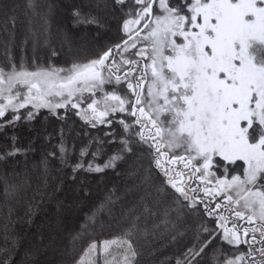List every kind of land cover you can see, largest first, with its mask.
Here are the masks:
<instances>
[{"label":"snow or ice","instance_id":"6c2138e0","mask_svg":"<svg viewBox=\"0 0 264 264\" xmlns=\"http://www.w3.org/2000/svg\"><path fill=\"white\" fill-rule=\"evenodd\" d=\"M26 7L35 13L33 0ZM65 8L74 26H95L94 43L81 47L65 32L60 51L53 47L46 61L27 65L5 46L0 163L34 150V141L18 142L25 123L76 118L103 135L69 165L61 128L56 150L41 162L44 173L49 158L69 165L73 179L125 169L140 196L129 206L113 190L85 213L70 258L66 250L61 258L33 259L58 252L55 229L34 233L26 264H146L144 249L169 238L174 264H264V0H69ZM15 12L14 3L0 0L5 32L9 23L15 28ZM50 13L51 5L40 13L46 26ZM65 46L72 60L56 67ZM2 182L5 203L16 200L23 185L6 176ZM89 196L84 187L81 199ZM12 211L0 235V264H17ZM32 215L30 205L26 223ZM148 217L160 223L142 227ZM182 217L198 221L195 242L177 230ZM113 222L119 231L101 239Z\"/></svg>","mask_w":264,"mask_h":264},{"label":"trees","instance_id":"16d2710c","mask_svg":"<svg viewBox=\"0 0 264 264\" xmlns=\"http://www.w3.org/2000/svg\"><path fill=\"white\" fill-rule=\"evenodd\" d=\"M10 2L16 5L17 21L14 29L9 23L8 31L5 32L4 24L0 20V63L4 61L6 45L8 53L17 61L23 58L26 65L30 64L33 59L46 61L51 48L61 50L62 33L65 32L73 36L81 47H88L89 44L94 43L92 37L97 36L95 26H74L72 20L68 18L69 12L65 5L69 0H33L36 5L35 13L26 7L28 0H10ZM48 5H51V13L46 26L40 13ZM46 27L49 30L47 33H45ZM30 29L37 34L35 43L31 38ZM104 31L105 29L100 30L101 33ZM46 40L47 43H45ZM71 60L72 56L68 54V48L65 46L61 59L55 66L66 67L64 61L71 62ZM80 123L74 118V121H69L65 125L61 121L44 116L31 124L25 123L16 132L18 142L27 147L30 140L34 141V150L28 151L25 155H18L7 164L0 163V235H2L3 223L10 207L13 210L10 232L18 236L16 254H14L17 264H26V250L34 246V233L43 232L48 235L53 229H55L53 234L56 238L58 252L55 254L49 252L46 256L32 258H38L41 261L53 260L61 258L66 250L70 258L73 251V236L79 232L80 225L84 223L85 213L90 214V210L94 206H99L109 192L115 190L117 196L122 199L126 197V203L129 206L139 200L140 193L131 187V181L125 169L119 170V175L108 169L102 173L81 171L73 179L69 165L76 163L80 149L88 144L93 136L103 135L102 132H96L90 128L82 129ZM61 128L65 133L66 146L70 150L69 165L62 167L58 161L54 162L49 158V168L45 174L41 162L49 151L56 150L55 145L59 143ZM84 131L89 132L90 135L85 136ZM49 134L52 136L51 142L46 139ZM3 147L4 142L0 139V149ZM57 155H59L58 152ZM102 162L103 160L97 161V163ZM5 176L10 183L16 182L23 185L16 200H11L7 204L3 197L2 181ZM84 187L90 191L87 200L81 199ZM69 204L75 207L71 215L64 211ZM30 205L33 215L29 224L26 223L28 217L25 216V211ZM81 208L83 211H80ZM159 212L162 214L163 208ZM181 220L183 222L177 223V230L185 233L184 242H195L198 221L195 218L184 217ZM158 223H160L159 219L148 217L146 222L142 221L141 226L151 228ZM118 231L119 223L113 222L110 228L105 229V235L101 236V239L108 238V233ZM2 244L3 240L0 239V245ZM79 246L78 242L76 247L79 248ZM176 252L177 246L171 244L169 238V240H161L155 245L147 246L144 249V260L146 264H167V261L173 260L174 264Z\"/></svg>","mask_w":264,"mask_h":264}]
</instances>
